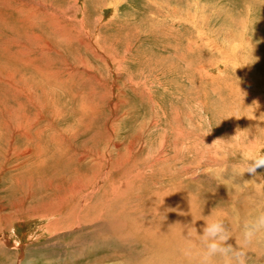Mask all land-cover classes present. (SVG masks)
Returning a JSON list of instances; mask_svg holds the SVG:
<instances>
[{
  "label": "rangeland",
  "instance_id": "obj_1",
  "mask_svg": "<svg viewBox=\"0 0 264 264\" xmlns=\"http://www.w3.org/2000/svg\"><path fill=\"white\" fill-rule=\"evenodd\" d=\"M257 155L264 0H0V264H148L169 190L264 210Z\"/></svg>",
  "mask_w": 264,
  "mask_h": 264
},
{
  "label": "clouds",
  "instance_id": "obj_2",
  "mask_svg": "<svg viewBox=\"0 0 264 264\" xmlns=\"http://www.w3.org/2000/svg\"><path fill=\"white\" fill-rule=\"evenodd\" d=\"M261 166H264V155L255 156L250 164L242 167L244 173L256 175L257 168ZM237 230L241 231L242 239L234 237ZM262 234L264 210L256 211L243 221L234 210L231 213L212 212L202 227V234L199 233L202 246L199 264H249L250 245ZM233 239L234 244L230 243Z\"/></svg>",
  "mask_w": 264,
  "mask_h": 264
},
{
  "label": "bare ground",
  "instance_id": "obj_3",
  "mask_svg": "<svg viewBox=\"0 0 264 264\" xmlns=\"http://www.w3.org/2000/svg\"><path fill=\"white\" fill-rule=\"evenodd\" d=\"M173 191L169 190L168 192H165L163 198H161L162 200L160 199L162 201L161 205L163 207H165L166 204L167 208L172 210L171 219L170 221L165 220L161 222V224H163L158 229V231L153 234V237L151 239L152 246L150 251V255L153 256L148 264H161V262L164 261V259H161V257L168 258L167 261L172 264H175L174 262H179L180 264H199V258H193L191 256L183 255L184 252L180 251V249L184 245L182 238L188 236L190 231L189 236H191V233H193V239H195L196 233L201 231V226H203L202 224L204 222L202 223V221H188L190 223V226H188L189 230L186 227L185 231V225L182 222L184 221V212H193L194 214V211L196 210L195 205L197 204L192 201L194 199H192L191 197L190 199L186 198L189 197V195L186 196L184 194H181L179 191ZM188 201L191 202H189L188 204ZM197 223H199L198 225L200 226L194 225ZM199 241L197 244L201 245V242ZM192 249H195V246H193Z\"/></svg>",
  "mask_w": 264,
  "mask_h": 264
}]
</instances>
